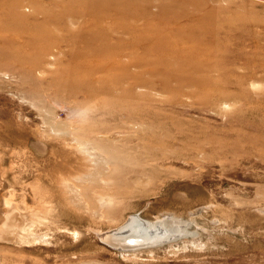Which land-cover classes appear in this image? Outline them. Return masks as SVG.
<instances>
[{"label": "rangeland", "instance_id": "374dc122", "mask_svg": "<svg viewBox=\"0 0 264 264\" xmlns=\"http://www.w3.org/2000/svg\"><path fill=\"white\" fill-rule=\"evenodd\" d=\"M0 264H264V0H0Z\"/></svg>", "mask_w": 264, "mask_h": 264}, {"label": "bare ground", "instance_id": "6f19581e", "mask_svg": "<svg viewBox=\"0 0 264 264\" xmlns=\"http://www.w3.org/2000/svg\"><path fill=\"white\" fill-rule=\"evenodd\" d=\"M130 218L131 217L129 216L128 218L129 220L127 219L128 221H126L121 227L115 229L114 231L112 230L110 233H107V236L103 239L108 241L111 245L118 244L122 248L123 247L125 248L133 247V245L136 246L137 244L139 245L140 243H142L143 245L144 244L145 245H153V244L155 245L157 243L159 244L160 242L168 241L170 239V237L168 238V235L166 234L168 233L169 230H171V228L168 225L171 223H169L167 220H165V222L163 223L162 225L163 228H162V226L148 227L144 225V223L139 222L134 218H131V219ZM154 223H156V221ZM166 226L169 227V228L167 227L168 231H166ZM173 230H175L174 232L175 234L176 229H173ZM169 232L172 233V231H169Z\"/></svg>", "mask_w": 264, "mask_h": 264}]
</instances>
